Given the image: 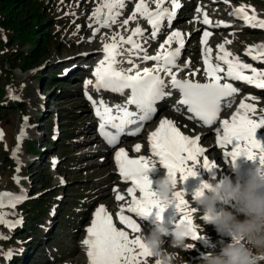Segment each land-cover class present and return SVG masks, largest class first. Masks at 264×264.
Instances as JSON below:
<instances>
[{"label":"rangeland","instance_id":"1","mask_svg":"<svg viewBox=\"0 0 264 264\" xmlns=\"http://www.w3.org/2000/svg\"><path fill=\"white\" fill-rule=\"evenodd\" d=\"M185 1V8L180 10H184V14L177 20L182 25L173 31L178 30L185 37L190 36V40L184 42L177 64L192 63V68L186 69L187 74H192L200 71L204 64L202 46L200 41L199 45L197 43L203 35V30L200 28L194 32L203 19L193 21L190 18L194 12L193 3ZM218 1L195 0L201 9L198 15L203 16L206 13L213 21L223 18L224 23L230 24L228 28L217 30L207 39L205 47L212 49L211 62L217 55V45L231 41L225 44L226 50L238 56L241 62L252 65L258 71H264V63L256 64L245 60V52L249 46L264 44V29L246 25L244 20L238 17L226 19L230 13L243 5L249 15L255 10L257 19L264 20V0H227V3L225 0ZM100 2L101 0H43L38 11L42 24L34 34L30 33V24H35L33 10L37 5L32 7L29 3L22 8L16 7L12 14H6L0 8V131L3 132V138L0 139V192L21 194L23 190L26 197L14 209L7 206L3 209L9 213L6 219H22V224L12 229L0 224V235L7 237L0 239V264H74L76 259L86 263V246L82 241L95 209L103 205L106 211L118 220V211L114 206H109L108 202L117 201L115 197L124 187L116 182L111 155L99 149L92 138L94 136L88 123L91 114L85 97V81L92 72V65L98 62L97 58L105 41L111 43V37L116 34L126 38L137 25L146 31L149 24L137 14L135 20L126 26L123 25V21L132 14L137 2L125 0V7L120 10L117 22L110 27L100 28L93 35V30L99 26L90 17ZM146 2L150 9L155 10L152 0ZM170 5H167L169 9ZM151 32L152 29L148 30L139 41L150 56L156 55L155 49L159 48L169 35L166 33L162 39H152ZM45 35L50 39L48 44H44ZM211 37L215 40L212 45L208 43L209 39L212 40ZM129 47L126 44L122 46L120 57L131 59L137 65L142 59L136 55L129 56L126 51ZM32 53L35 60L25 66L16 60L21 54L26 58ZM81 68L83 69L80 70ZM9 89L18 99L10 98ZM243 97H251L248 99L249 103L253 104L255 109L263 110L264 93H240L237 100ZM257 101H261V105ZM233 103L230 102L228 107H232ZM239 104L237 103L231 111L239 107ZM166 113L164 112V115ZM162 114H158L154 124L162 118ZM229 115L230 110L222 115L220 121L227 119ZM261 116L264 115L257 113L255 117L258 120ZM178 121L187 133L191 131V125L197 128L184 119L180 118ZM220 121L217 127L205 136V141L201 140L199 143L204 147L207 142L210 148L201 156L202 163L198 165L203 167L205 157L216 165L210 171L202 168V183L212 179L219 180L225 176H237L238 170L229 173L227 169L231 165V157L224 156L225 152L232 150V146L219 147L216 144ZM22 128L24 136L19 141V151L14 158L12 153L17 147V137ZM146 135L148 133H142L134 142L141 144V138ZM254 138L264 146V126L256 130ZM214 150L223 155L219 161L212 158ZM27 158L29 162L25 160ZM54 160L57 162L55 167ZM224 164L226 166H223ZM234 168H243L247 172L257 168L264 170L259 159L248 160L244 157L235 160ZM160 170L158 168L154 172L156 180L167 171L164 168ZM247 172L238 175L242 181L247 178ZM13 177H19V183ZM61 180L64 183H61ZM191 192L184 193L187 202L189 198L194 197ZM187 207L191 209L196 207V204H188ZM218 207L231 206L218 202ZM175 215L174 211H170L164 216L173 219ZM193 215L196 218L194 223L198 226L197 231L200 230L201 233L196 240L189 241L193 244L191 249L179 253L186 264H199L204 254L210 250L218 253L221 244L231 240L227 234L218 233L212 225H205L199 212ZM180 219L181 216L175 223ZM14 239L17 240L16 244ZM9 251L12 252V257L6 260L4 253ZM138 253L139 249L134 248L133 254ZM138 259L140 264H152L151 257ZM259 264H264V259L260 260Z\"/></svg>","mask_w":264,"mask_h":264},{"label":"snow or ice","instance_id":"2","mask_svg":"<svg viewBox=\"0 0 264 264\" xmlns=\"http://www.w3.org/2000/svg\"><path fill=\"white\" fill-rule=\"evenodd\" d=\"M152 2L155 4V10L148 7L146 0H137L132 14L123 21V25H128L139 14L151 26V36L155 38L160 31L162 22L167 19L170 26L177 11L182 7L179 0H170L171 10L163 7L165 0H152ZM225 2L227 3V0ZM124 7L125 0H101L90 17L99 26L93 30V35L100 28H107L115 24L117 17L121 14L120 10ZM196 11L199 13L201 9L197 7ZM252 11L253 14L249 15L245 6L242 5L230 15L243 19L246 25L264 29V20H258L255 10ZM202 23L205 25L211 24L206 13L203 15ZM89 26L91 27V25ZM217 26L228 27L224 22H218ZM211 35L210 31L205 30L200 40L204 72L207 77L205 83L177 78V73L182 70L177 64V60L181 55V49L184 47L183 34L178 30L172 31L160 45L156 55L152 56L147 54L146 49L139 42V39L143 37V30L139 25L131 29V34L126 38L116 34L111 37V43L103 44L104 58L98 62L93 71L95 82L93 83L92 80L85 81V97L91 103L94 115L100 121L98 132L109 146L117 144L121 135L126 132L129 135H136L141 131L143 123L150 120L156 112L155 105L157 102L171 95L170 92L165 91L166 87L179 90L180 99L178 103L186 106L187 111L193 114L192 118L201 121L204 125H213L220 114L222 101L237 92V88L232 83H221L222 79L242 81L259 89H264V71H258L252 65L241 62L238 56H234L233 53L226 50L225 44H229L231 41H225L217 45V63L213 64L211 62L212 49L205 47L207 39ZM117 36H119L118 40ZM173 42L176 43L177 47H171ZM125 44L130 46L126 50L129 56H140V53H143L140 58L144 61H154V66L136 71L137 65L129 59L128 62L132 66L128 69L120 68L118 57L122 55L121 49ZM245 55L250 56L255 61L264 63V44L249 46ZM221 61L227 66L226 70L219 63ZM189 63L186 62L184 67H187ZM246 71H250L251 75L245 74ZM160 73L170 77L167 85ZM220 73L224 75L221 76ZM195 74V72L192 73V75ZM89 85H92L97 92L104 90L122 96L128 90L129 95L123 104L117 103L109 106L103 99L97 101L88 94L87 88ZM9 95L11 99H18V97L11 94L10 89ZM248 99H251V97ZM131 106L135 107V111L131 110ZM254 112L255 107L253 104L241 100L231 119L220 121L223 135H220L218 129L216 144L219 147L232 146V150L225 152L224 156L226 158L231 157L233 165L235 160L243 153L248 160L259 159L260 165L264 167V146H261L260 142L254 138L256 130L264 126V116H261L258 120L253 119L254 116L250 113ZM130 126L135 127L130 128ZM23 136L22 128L20 135L17 137V147L12 153L14 158L19 151V141ZM2 138L3 132L0 131V139ZM147 140L151 155L159 158V162L168 170L170 176L175 178L179 174L182 183L188 177L197 175L194 169L198 157L205 152V149L198 144L199 136L189 137L183 134L172 120L161 119L158 127L148 135ZM233 141L236 143L233 144ZM140 149V144L134 146V151L139 152ZM114 159L121 178L124 181H131L132 185L127 188V195L130 197L128 206L126 208L121 207L117 213L119 223L130 229L131 232L139 233L140 225L132 215H125V211L135 214L136 217H146L153 208H156L158 209L157 219H161V213L164 211L159 206V202L154 199L155 193L151 190V181L145 174L154 161H150L145 156L130 158L123 147L115 152ZM56 163L54 160V167ZM215 167L216 165L211 163L207 157L204 158L202 168L210 171ZM17 171H19V167ZM13 179L19 183V177H13ZM61 183H64V181L61 180ZM204 187H207V184L202 183L201 188ZM113 190L115 191V189ZM199 194L200 190H197L194 198ZM174 195L177 200V211L187 207L188 202L184 199L183 190ZM25 198L23 190H21V194L0 192V224H4L9 229L22 224V219L15 221L6 219L9 213L4 212L3 209L6 206L14 209ZM115 198L120 201L125 197L117 194ZM85 231L86 236L82 244L87 248L86 255L89 264H140L138 257H150L152 255L142 244L139 236L130 239L128 231L117 228L113 222V217L103 205L95 209L91 223ZM198 236L195 234L192 239L196 240ZM6 238L0 235V239ZM134 248L139 249L138 254H133ZM11 257V251L4 253L6 260H10Z\"/></svg>","mask_w":264,"mask_h":264},{"label":"clouds","instance_id":"3","mask_svg":"<svg viewBox=\"0 0 264 264\" xmlns=\"http://www.w3.org/2000/svg\"><path fill=\"white\" fill-rule=\"evenodd\" d=\"M239 157L246 158L243 153ZM227 168L229 173L235 171L232 162ZM204 183L207 187L201 188L194 198L196 207L177 211L183 219L173 225L170 237L161 219L139 235L152 253V264H186L179 253L193 247L189 241L197 234L195 212H199L205 225H212L218 233L231 237L230 242L221 244L218 253L210 250L204 254L199 264H259L264 258V170H249L243 181L239 176H225ZM180 184L179 176H170L168 170L157 179L156 189L151 190L164 210L176 209L174 194L182 190ZM218 202L231 207H218Z\"/></svg>","mask_w":264,"mask_h":264},{"label":"bare ground","instance_id":"4","mask_svg":"<svg viewBox=\"0 0 264 264\" xmlns=\"http://www.w3.org/2000/svg\"><path fill=\"white\" fill-rule=\"evenodd\" d=\"M168 2V1H167ZM166 2V3H167ZM165 3V4H166ZM184 14V13H183ZM186 15V14H185ZM184 16V15H183ZM175 18H178V16H176ZM221 18H219V19H217V20H220ZM187 21V20H186ZM179 26H181L182 25V23H179L178 24ZM215 26L216 27H218L217 26V24H215ZM161 27H162V25H161ZM162 28H164V26L162 27ZM196 30L198 31L200 28H202V25L201 26H196ZM252 28V27H251ZM173 29V28H172ZM254 29V28H253ZM143 30V36L145 35V33L148 31V30H151V26H147V28H146V31L144 30V29H142ZM161 30V29H160ZM168 30V29H167ZM166 30V31H167ZM196 32V31H195ZM162 34H165V32L163 31L162 32ZM190 37V36H189ZM143 38V37H142ZM142 38H140L139 39V41L142 39ZM161 38V36H159V39ZM183 39H185V36L183 37ZM188 40H190V39H188ZM215 40H214V38H212V40H210V42H209V44L211 43V45H212V42H214ZM105 43H109L108 41H105ZM174 45H176V43L175 42H173V44L171 45V47L172 46H174ZM97 46V45H96ZM97 48H98V46H97ZM159 48H157V49H155V50H158ZM101 51V50H100ZM155 52H157V51H155ZM103 50L101 51V54L103 55ZM148 54V53H147ZM253 54H255V53H253ZM101 55V56H102ZM149 55V54H148ZM93 56V55H92ZM150 56V55H149ZM94 57V56H93ZM193 59H195V56H193L192 57ZM245 58L250 62V61H252L253 59L251 58V57H249L248 55H246L245 56ZM252 60H251V59ZM124 60H127V59H124V58H118V61L120 62L119 63V67H122L123 65H125L126 64V62H128V60L127 61H125V64H124ZM253 61H255V60H253ZM257 63H261V62H257ZM154 64H155V62L154 61H144V60H142L141 62H140V64L139 65H137V68H136V71H142L145 67H147V68H152L153 66H154ZM85 66H86V64H84ZM190 66H192L191 64L189 65V68H190ZM188 67H184V65H182V67H181V71H179L178 73H177V78H179V79H183V78H188V79H191L192 77L190 76V75H188L187 74V71H186V69H187ZM223 68H225V67H223ZM226 68H227V66H226ZM226 68H225V70H226ZM83 68H81L80 70H82ZM197 79H199L198 78V76L196 77ZM167 79H170V77H167ZM202 80H204V81H207V77L206 78H204V79H202ZM93 81H95V80H93ZM238 83H239V86H241V88H242V90H244V91H251V92H255V89L253 88V86L252 85H249V84H247V83H243L242 81H238ZM165 84L167 85L168 84V82L166 83L165 82ZM174 90V89H171L170 87H166L165 88V90ZM89 92L90 93H92L95 97L97 96V97H100V94H102L103 95V97L104 96H106V94H105V92H103V93H101V92H97V91H94V90H89ZM102 98V97H101ZM248 98L247 97H243V100L244 101H246ZM260 102L261 101H259L258 103L260 104ZM161 103H162V101H158L157 102V105L158 106H161ZM259 104H258V107H259ZM261 105V104H260ZM255 111H257V112H260L259 113V115H262L263 113H264V108H263V110H261L260 108H257V109H255ZM250 115H252V116H254V117H252L253 119H256L255 118V116H256V112H254V113H250ZM160 122V121H159ZM159 122H158V125H159ZM184 123V122H183ZM181 124L182 123H177V124H175V126H177V127H179V129L181 130V131H184L183 133L184 134H188L189 135V137H193V138H195V137H197V136H199L200 137V140L198 141V144L201 142V140L202 141H205V136L210 132V129H208L207 127H205V128H203V129H201L200 131L197 129V128H195L194 126H192L191 125V131L189 132V133H187L184 129H182V127H181ZM187 125V123H184V125ZM91 137V136H90ZM93 139H94V137H92ZM91 138V139H92ZM147 138H148V136L147 137H145V138H143L142 139V143H141V152L142 153H144L145 155H142L141 154V152H137V154H135V156L136 157H139V156H145L147 159H149L150 161L151 160H153L154 161V163H152L149 167H148V169H147V173H146V175H147V177H148V179L151 181V189L152 190H155L156 189V181H154V176H152V174L154 173L153 172V170L154 169H156V168H159L160 166H161V163L159 162V158L158 157H153L152 155H151V152H150V150H149V145H148V140H147ZM133 146H135V145H133ZM199 146L200 147H202L200 144H199ZM202 148H204L205 149V151L208 149V148H210L209 147V144L206 142V145L204 146V147H202ZM131 151H132V148H131ZM131 151H129V153L131 152ZM218 150H214V153H213V160L215 161V160H218L219 161V159L220 158H222L221 156H223L220 152H217ZM133 152V151H132ZM205 153V152H204ZM204 153H202L199 157H198V162H197V164H196V168L194 169V171H196V173H197V175L195 176V177H188L187 179H185L184 181H183V183H181L180 184V188L183 190V193H187V194H189L188 192H190V191H192L190 194L191 195H194L195 193H196V191L197 190H200V187H201V184H202V180H203V176H204V174L202 173L203 172V170L204 169H202V167H200L198 164H200V163H202L201 162V160H200V158H201V156H204ZM226 158V157H225ZM26 160H28V159H26ZM249 162V161H248ZM191 163V162H190ZM240 163V162H239ZM223 166H226V164H224ZM240 166V165H239ZM228 169V168H227ZM238 170V171H237ZM235 171H237L236 172V175L238 176V175H241V173L243 172H247L245 169H243V168H241V169H239V168H236L235 169ZM178 176H179V174H178ZM234 176V175H233ZM193 187H195V189L193 188ZM123 194V196H125V198H127V199H123V200H121L120 202H116V201H114V200H111L110 202H108V205L109 206H114L115 207V209H116V211H120V208L121 207H124V208H126L127 206H128V204H129V202H130V197H128V195H127V193L126 192H123L122 193ZM121 194V195H122ZM194 198V197H193ZM191 199V198H189L188 199V202H189V204H191V205H193V203L195 204V200L194 199ZM97 200V199H96ZM167 211L168 212H170V211H174V213L176 214L175 215V217L172 219V220H168L169 222H172L171 223V226H173L174 224H175V221L178 219V218H180V216H182V213H179V212H177V210L174 208V207H169V208H167ZM152 212V211H151ZM124 214H126V215H132V217L134 218V219H136V221H139L138 220V217H136L135 215H133V214H130V213H127L126 211H125V213ZM174 216V215H173ZM193 218H194V221H196V218H195V215H193ZM113 222H114V224L117 226V228L119 227V226H121V228L123 227L114 217H113ZM142 225V224H141ZM120 228V227H119ZM150 227L149 226H140V232L139 233H133V232H131V230L130 229H127L126 228V230L125 231H128V233H129V238L130 239H135L137 236H139L141 233H145V232H147V230L149 229ZM79 229V228H78ZM77 229V230H78ZM123 229V228H122ZM121 229V230H122ZM201 233V231L200 230H198L197 231V234H200ZM167 236L168 237H170L171 236V231H169L168 229H167ZM84 239V238H83ZM205 247V246H204ZM85 251L87 252V248H85ZM135 252V251H134ZM44 258V257H43ZM66 259V258H65ZM151 260H152V258H151ZM44 261V260H43ZM63 261V260H62ZM28 264H30V263H28ZM74 264H89V262H88V260L86 261V263L85 262H80L78 259H76V263H74Z\"/></svg>","mask_w":264,"mask_h":264},{"label":"trees","instance_id":"5","mask_svg":"<svg viewBox=\"0 0 264 264\" xmlns=\"http://www.w3.org/2000/svg\"><path fill=\"white\" fill-rule=\"evenodd\" d=\"M43 0H1L0 1V8L6 13V14H12L14 13V10L17 8H22V7H25V5L31 3L32 4V7H34L35 5H37L34 10H33V19L35 21V24L32 25L30 24V33L31 34H34L37 29H39L38 27L42 24L40 22V17L39 14H38V11H39V7L41 5V2ZM39 3V4H38ZM38 9V10H37ZM45 39H44V44H48V42L50 41V39L48 40V36L45 35L44 36ZM36 50V49H35ZM36 52V51H34ZM15 58L13 57L12 60H14ZM11 60V61H12ZM17 61H21L23 66H25L26 64L30 63V61H34L35 60V56H34V53H32L31 55L27 56L26 58H24L23 54H21L17 59ZM17 66V65H16ZM22 68V67H21ZM1 69V68H0ZM2 71V69H1ZM3 91V90H1ZM8 176V175H7ZM6 176V177H7ZM42 208V207H41ZM35 216V214L33 215ZM14 242V241H13ZM7 243H10V242H7ZM16 242H14L15 244ZM9 246V245H7Z\"/></svg>","mask_w":264,"mask_h":264}]
</instances>
